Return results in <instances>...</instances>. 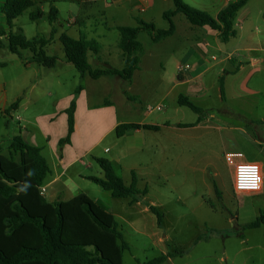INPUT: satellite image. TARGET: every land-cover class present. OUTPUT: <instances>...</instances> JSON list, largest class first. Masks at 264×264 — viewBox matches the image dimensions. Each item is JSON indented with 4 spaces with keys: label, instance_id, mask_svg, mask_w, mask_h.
<instances>
[{
    "label": "rangeland",
    "instance_id": "obj_1",
    "mask_svg": "<svg viewBox=\"0 0 264 264\" xmlns=\"http://www.w3.org/2000/svg\"><path fill=\"white\" fill-rule=\"evenodd\" d=\"M121 2L118 4L110 0H88L81 6L68 3L57 4L59 10L57 16L52 21L50 18L47 20L46 31H36L30 35L26 31L28 26L25 24L12 28L13 31L21 29L28 37L36 34L48 36L51 32L54 33L53 40L47 45L46 50L49 54H56L59 60L55 69H48L53 70L52 78L55 82L49 92L64 94L66 90L72 89L74 91L72 99L75 100L78 94V92L75 93V89L82 86V83H76L73 80L72 75L79 73L75 66L65 61L63 45L59 39L62 32L75 38L81 33L86 34L87 37L96 38L102 44L99 54L105 62H113L114 66L118 62L117 65L120 66L121 59L123 60L119 47L120 32L116 28H111L112 14L118 21L128 25H136L138 19L145 18L146 21H152L156 28L168 27L169 22L163 18L161 11L168 7L169 1L154 0V5L146 11H142L141 6L135 5L132 11L135 16L129 12V2ZM3 3L0 2V24L5 23L6 18L1 9ZM246 6L251 9L255 21L260 23L264 0H248ZM24 7V4L14 3L13 13L19 14L20 18L24 19L27 16L21 12ZM78 12L79 20L69 25L68 22L74 19V14L77 15ZM179 16L188 22L183 13ZM15 22H22V20L16 17ZM137 39L143 46L139 62H159L160 57L157 55L160 52L163 53L161 60L167 62L168 54L178 40V34L175 32L155 41L148 31L141 30ZM234 40L232 38V41ZM223 42L227 43V41ZM6 43L5 38L0 40V110L8 107L18 96L23 98L22 95L24 96L27 87L35 77L32 67H24L23 60L12 53L5 46ZM24 53L27 54L28 51L24 50ZM40 65L33 62L30 66ZM47 68L49 67H45ZM142 74L152 75L151 78L158 76L154 75L152 68L147 67L142 70ZM51 76L49 73V77ZM58 76L61 79L60 85L56 84ZM133 87L134 91L127 94L134 95L130 98L131 102H135V85ZM144 88L146 94L142 99V107L145 111L177 115L183 121L194 122L200 119L198 117L201 114L185 105H182L180 110L174 109L173 102L158 104V107L156 101L158 103L161 100L162 91L151 96L153 89L151 81L146 83ZM52 97L45 94L39 98L37 104L44 106L41 107L43 112L48 111L54 99ZM92 104V107L100 105L95 100ZM227 104L225 101L218 100L214 94L211 97L208 96L207 102L204 103L203 117L208 118L206 124L210 127L190 125L178 132L173 129L160 131L159 128L143 131L142 138L145 146L143 150L139 149L136 153L132 151L130 154L125 152L120 160L116 158L111 160L114 172L124 181L131 182V170H134L139 178L137 187L147 188V192L141 194L139 200L133 204L127 203L128 197H113L98 183L86 181L89 192L98 195L100 203L105 205L107 211L113 212L115 221L128 243V248L117 255L113 254L107 245L110 242L109 237L104 238V250L96 241L75 243L96 245L102 255L116 264H141L160 255H167V257L159 264H264V223L257 227L245 226L264 211V189L262 192L245 194L237 193L234 189L232 168L228 165L225 156L228 148L220 142L217 125L221 124V121L216 118L217 111L214 109L216 106L225 107ZM99 108L101 106L95 109ZM114 108L119 118L135 119L133 108L130 110L119 104L114 105ZM161 108L162 111H159ZM3 113V111L0 112V137L8 144V137L12 135L11 131L19 130L20 124L13 115ZM249 113L257 122L243 124L237 116L222 115V117L227 118L233 125H242L247 131L245 135L240 130H235L238 143L247 154L244 160L260 161L264 170V108L253 107ZM21 115L27 116L28 113L21 110ZM55 117L59 123L61 119L59 114ZM6 121L9 122V128L6 126ZM114 140L116 137L112 131L103 142L110 143ZM124 142L127 149L135 147V133L124 137ZM84 157L91 158L90 155ZM95 166L102 170L97 164ZM88 172L90 173V170ZM150 204L157 206L162 212L161 226L157 224L156 215L149 210ZM25 208L30 214L42 215L45 221L47 220V215L42 212L35 200H29ZM104 218L108 219L106 215ZM25 224L28 228L35 227L30 223ZM92 225L101 233L110 235L114 240L111 233L103 231L94 223Z\"/></svg>",
    "mask_w": 264,
    "mask_h": 264
},
{
    "label": "crops",
    "instance_id": "obj_2",
    "mask_svg": "<svg viewBox=\"0 0 264 264\" xmlns=\"http://www.w3.org/2000/svg\"><path fill=\"white\" fill-rule=\"evenodd\" d=\"M4 1L0 0L1 4ZM45 1L47 0H19L18 4L25 5L21 12L27 16L23 19L20 18L19 14L12 12L11 24L7 23V18H5V23L0 24V29L5 32L4 35L0 36V39L5 38L6 40V34L9 30L24 24L28 26L26 31L30 35L36 31L44 32L47 30V20L49 19L51 7H54L57 16L59 11L57 4L68 3L81 6L83 2L88 0H49L50 2L44 3ZM110 1H115L118 4L121 1L129 2V12L132 16H135L132 13L135 5L137 7L141 6L142 11H146L151 5H154V0ZM164 1H169L167 2L168 7L162 9L161 15L173 6L172 0ZM184 1L195 8L207 11L212 16H216L230 0ZM35 2H42L45 5L44 11H38ZM246 5L247 3L238 11L234 20L236 30L235 35L232 36L235 39L234 41L230 37L231 39L228 38L227 43H225L219 39V30L208 25H192L179 16L180 13H176L172 19L175 25L174 33L178 34V40L171 48L167 62L161 60L163 53L160 52L157 55L160 57L159 62H139L131 79H124L119 75L111 77L103 75L99 78H91L88 75L80 77L78 72V74H73V80L76 83H82V86L75 98L74 130L70 142L64 143L60 147L59 140L67 133V113L65 109L69 106L74 91L68 89L64 94L49 92L55 82L52 78L54 72H51L53 70L48 69H55L56 66L45 69L42 65L35 67L30 66L31 63L29 65L22 63L24 67H32L35 77L27 87L24 96L22 95L23 98H21L18 107L10 110L9 115H13V118L18 120L20 128L11 131L12 135L8 137V143L13 135L20 134L28 143L39 146L50 167V172L45 177L42 185L38 186L33 178L29 176L32 161L28 157L24 156L23 165H20L15 161H11L4 152L0 153L1 167L8 176L14 179L12 184L17 187L16 194L11 198L0 196V250L4 254L11 255L22 245L39 246L42 241L38 229L35 227L28 228L26 227L27 224H23L12 234H6V226L2 223L6 215L14 213L11 209V202L19 200L23 206H26L29 200H35L38 207L47 215L45 222L52 225L55 221L53 202L56 199L60 201L63 215V227L60 235L63 242L96 241L104 250V238L109 237L110 242L106 244L110 251L115 255L120 253L115 238L112 240L110 235L108 236V234H103L97 230L83 208V205L87 204L94 214L108 224L115 221L113 212L107 211L105 205L100 203V197L91 194L86 184V181H94L90 178L92 176H103L102 170L97 169V166H95L98 165L95 158L106 157L112 164L111 160L115 158L120 160L125 152L130 154L132 151L136 153L139 149L143 150L145 147L142 138L143 131L153 130L152 128L130 127L126 129L121 137L115 135L116 140L110 143L103 142L110 132L115 133V127L119 123L152 124L157 125L160 131L173 129L176 132L185 129L186 126L179 125L182 123L192 124L193 127H206L209 125L206 124L208 118L203 117L204 103L207 102L208 96L211 97L214 94L218 100L228 103L225 107L216 106L214 108L217 111L216 118L221 121V124L217 125L220 142L228 148L225 151V156L228 153H241L242 158L246 159L247 154L238 143L235 130L238 129L245 135H247V131L242 125H233L227 118L222 117V115L237 116L243 121V124L255 123L257 120L252 118L249 112L253 107L264 108V7L261 10L260 23H257L252 17L251 9ZM32 13L35 15L31 16ZM78 14L79 12L77 15L74 14V19L68 22L69 25L79 20ZM16 17L21 19L22 22H15ZM111 18L113 20L111 28L117 25H128L118 21L113 14ZM142 19L145 20V18ZM89 61L92 67L97 68L120 69L124 64L121 59L120 66L117 65L118 62L114 66L113 62H105L101 54L89 55ZM181 62H189L190 69L178 73L176 66ZM145 67L152 68L154 75L157 74L158 76L151 78L152 75H143L142 70ZM49 73L52 75L51 77H49ZM221 76L222 86L218 81ZM149 80L153 83L151 96L162 91L161 100L158 103L156 101L158 107V104L173 102L174 109L180 110L182 105L178 103V98L180 95H184L201 107L200 117L197 115L200 119H196L194 122L183 121L181 117L169 115L166 112L167 115H162V113L154 114L156 112L151 110L145 111L142 107V99L146 94L144 86L150 82ZM56 84H61L59 76L56 79ZM134 85L135 102H131L130 98L134 95L128 96L127 94L134 91ZM45 94L50 97L54 96L52 97L54 99L51 101L48 111L43 112L41 107L44 106L37 103L39 98ZM93 100L100 104L101 108L99 109L101 110L95 109L99 106L94 105L92 107ZM113 104L116 106L117 104L124 105L130 110L133 108L135 119L119 118ZM4 108L0 111H3ZM21 110L27 112L28 115H21ZM159 111H162V108ZM57 114L61 117L59 123L55 117ZM6 126L9 128L8 121H6ZM133 133H135V147L127 149L124 137ZM0 139L2 138L0 137ZM2 145L4 148L7 146L5 142ZM87 155H90L91 158L84 157ZM251 161L260 164L262 173L260 192H262L264 189L262 163L256 160ZM88 170H90V173ZM137 179L138 183L139 178L137 177ZM4 184H8V182L0 176V185ZM40 197L43 198V202L40 201ZM129 199L130 197H128L127 203L129 205L133 204L134 202L131 203ZM104 215L108 219H105ZM22 264L44 263L36 261Z\"/></svg>",
    "mask_w": 264,
    "mask_h": 264
},
{
    "label": "trees",
    "instance_id": "obj_3",
    "mask_svg": "<svg viewBox=\"0 0 264 264\" xmlns=\"http://www.w3.org/2000/svg\"><path fill=\"white\" fill-rule=\"evenodd\" d=\"M19 0H6L1 9L5 13L7 23L11 24V14L14 9V3ZM173 6L163 12V18L169 22L167 28H156L152 21H145L138 19L136 25H117L116 28L120 32L119 47L122 52L123 67L122 68H97L92 67L89 61V55H98L102 49V44L94 37H87L86 34L81 33L79 37L75 38L66 32L59 35V39L63 45L65 53V61L75 66L81 76L88 75L91 78H99L100 76H116L119 75L124 79H131L133 72L138 67L140 56L143 51L141 42L137 36L141 30H146L151 34L155 41L169 36L174 33L175 25L173 23V16L176 13H183L192 25H208L213 29L219 30V39L226 41L228 38L235 35L234 20L238 11L248 2V0H230L226 7L218 12L216 16H212L205 10L195 8L184 0H172ZM35 14L32 13L31 16ZM50 21L56 18L55 9L51 7ZM4 30L0 29V36L4 35ZM53 34L48 36L43 34H36L32 37H27L21 29L9 30L6 34L7 43L5 46L15 53L24 65L30 63H38L45 67H54L59 57L56 54L47 53L46 47L53 40ZM1 40V39H0ZM24 50L28 53L25 54ZM219 84L222 86V76L219 77ZM81 89L78 86L75 89L77 93ZM21 98L18 96L12 101L8 107L4 108L3 112L6 115L10 114V110L16 109ZM180 105H185L193 111L201 114L202 109L188 97L180 95L178 98ZM74 111L75 100L72 99L69 106L65 109L67 113V133L59 140V147L64 143L70 142L71 134L74 130ZM1 112V111H0ZM181 126H190L192 124H179ZM152 128L157 129V125L141 124L138 122H122L115 127V135L121 137L124 135L127 128ZM11 160L23 165L24 156L28 157L32 163L29 168V176L33 178L36 185H42L45 177L50 172V167L47 160L41 153V148L24 140L20 134L13 135L7 146L4 148L2 139H0V153ZM98 165L102 169L103 176L90 177L98 183L104 190L110 191L113 197H130V202L139 200L141 194L147 192V188L139 189L137 187V175L132 170L131 182L127 184L122 177L117 175L111 165V162L106 157H96ZM0 176L5 179L8 184L0 185V196L11 198L17 192V187L13 185L14 179L8 176L0 164ZM43 202V198L40 197ZM53 208L55 213V221L52 225H48L42 215L30 214L25 206L19 200L11 202V209L14 213L6 215L3 222L6 226V234H12L16 229L20 228L25 223L34 225L42 238L39 246L22 245L11 255H6L0 250V264H22L26 262H42L44 264H116L108 257L102 255L96 245L85 243H65L61 240V231L63 227V215L60 208V201L54 200ZM84 210L89 215L92 222L102 230L113 234L116 246L121 253L125 248H128V243L123 237L122 231L116 221L110 224L103 221L100 217L94 214L87 204L83 205ZM149 210L156 215L158 226L162 225L163 214L157 206L150 204ZM264 223V211H261L258 217L247 223L246 227H257ZM199 239V238H198ZM196 239V240H198ZM167 255H160L141 264H159L166 259Z\"/></svg>",
    "mask_w": 264,
    "mask_h": 264
},
{
    "label": "built area",
    "instance_id": "obj_4",
    "mask_svg": "<svg viewBox=\"0 0 264 264\" xmlns=\"http://www.w3.org/2000/svg\"><path fill=\"white\" fill-rule=\"evenodd\" d=\"M42 2L36 3L38 11H44ZM177 71L182 72L190 69L189 62H181L177 65ZM227 162L232 168L233 186L237 193L259 192L262 187V173L260 164L254 161L242 159L241 153H228Z\"/></svg>",
    "mask_w": 264,
    "mask_h": 264
}]
</instances>
